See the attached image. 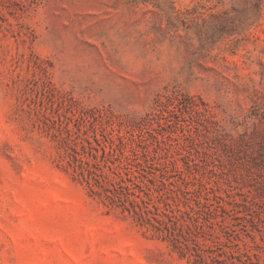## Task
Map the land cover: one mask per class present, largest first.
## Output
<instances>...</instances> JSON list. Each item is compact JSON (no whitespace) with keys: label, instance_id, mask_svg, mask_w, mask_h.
Returning a JSON list of instances; mask_svg holds the SVG:
<instances>
[{"label":"rangeland","instance_id":"1","mask_svg":"<svg viewBox=\"0 0 264 264\" xmlns=\"http://www.w3.org/2000/svg\"><path fill=\"white\" fill-rule=\"evenodd\" d=\"M0 264H264V0H0Z\"/></svg>","mask_w":264,"mask_h":264},{"label":"trees","instance_id":"2","mask_svg":"<svg viewBox=\"0 0 264 264\" xmlns=\"http://www.w3.org/2000/svg\"><path fill=\"white\" fill-rule=\"evenodd\" d=\"M150 167H152L151 164L147 161L142 160L137 152H134L132 157H127L125 165L127 175H129V173L133 171L134 168H137L138 171L146 172V169ZM115 189L119 190L124 195L118 196L121 200H124L126 198L129 199V197L136 195L128 185L124 184V182L120 183ZM112 198H114V196ZM131 201L132 204H138L135 200Z\"/></svg>","mask_w":264,"mask_h":264}]
</instances>
